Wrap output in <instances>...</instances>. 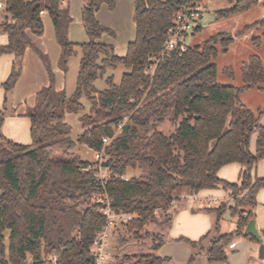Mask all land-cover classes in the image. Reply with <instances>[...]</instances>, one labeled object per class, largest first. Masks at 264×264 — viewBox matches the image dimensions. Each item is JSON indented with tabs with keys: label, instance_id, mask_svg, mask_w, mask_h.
<instances>
[{
	"label": "trees",
	"instance_id": "16d2710c",
	"mask_svg": "<svg viewBox=\"0 0 264 264\" xmlns=\"http://www.w3.org/2000/svg\"><path fill=\"white\" fill-rule=\"evenodd\" d=\"M188 1L133 0L135 39L127 45L125 56L119 57L112 46L99 43L102 35L114 33L96 20L103 5L114 8L112 0H82L81 22L88 39L84 44L68 41L72 23L68 3L6 0L5 9L0 11V34L7 37V43L0 46V56L11 54L15 60L0 86L4 92L0 111V264H94L92 244L105 217L92 197L103 191L92 170L97 162L83 161L73 154L76 144L94 154L104 152V166L110 172L105 192L112 207L136 215L115 229L123 228L136 240H150L145 252L124 255L117 264L167 263L168 259L157 252L167 241L166 231L177 211L175 206L169 213L170 208L182 194L218 186L231 192V204L202 211L216 214L214 229L228 212L236 219L235 231L212 239L205 250L202 244L209 234L197 242L175 241L195 251L188 264L202 251L210 264L227 262L226 249L235 237L245 235L244 229L255 216L256 195L264 188V179L251 175L252 168L264 159V126L258 123L264 110L257 116L241 103L244 93L264 85V62L251 56L242 64L241 87L219 84L213 63L216 45L226 48L231 39L214 36L202 46H189L181 56L164 58L151 76L148 59L160 53L167 30ZM256 3L237 0L231 9L217 15L242 13ZM42 12L48 14L54 27L61 49L58 67L64 74L80 51L70 96L65 90H56L48 59L31 40V36L43 35ZM255 26L262 28L264 37V14ZM253 42L259 46L260 38ZM26 49L44 65L48 86L37 92L34 105L21 114L30 121L31 140L29 145H21L5 138L1 127L4 119L13 115L7 104L20 77ZM118 66L126 70L119 84L107 77L106 88L97 89V81ZM225 73L233 77L231 70ZM83 100L89 104V113L80 116L82 130L73 141L64 118L66 114H81ZM253 132L257 134L254 154L249 150ZM103 139L109 140V145L105 146ZM233 163L244 167L239 184L217 176L220 168ZM129 171L139 175L124 181ZM152 225L165 231L149 234Z\"/></svg>",
	"mask_w": 264,
	"mask_h": 264
},
{
	"label": "crops",
	"instance_id": "0c3cea01",
	"mask_svg": "<svg viewBox=\"0 0 264 264\" xmlns=\"http://www.w3.org/2000/svg\"><path fill=\"white\" fill-rule=\"evenodd\" d=\"M112 1L114 3V8L110 10L106 5H103L96 13V20L103 27L110 29V27H112V25L109 24L110 20L116 16L118 17L120 12L122 15L119 14V17H122L125 26L130 29L132 35L127 37V41L122 42L120 46L117 40H113V38L109 39L104 35L101 36L99 43L112 46L116 56L124 57L127 45L135 39V25L133 21L134 4L133 0ZM81 6L82 0H70L68 2L69 14L72 18V23L68 28V41L72 44H84L88 41L82 27ZM122 10L124 13H122ZM1 20L2 18L0 17V21ZM41 20L44 28L43 35L40 37L31 36V40L35 47L50 60V67L55 75L56 90L62 91L66 89V74L58 67L61 49L56 41L51 19L46 12L41 13ZM6 43L7 37L0 34V46H4ZM77 55H79V64V50L76 53V56ZM76 56H74L72 60L75 59ZM14 60L15 58L11 54L0 56V86L8 78ZM46 86H48V75L39 57L31 49H26L21 62L20 77L9 95L7 104L13 115H8L4 119L1 127V134L5 138L21 145L30 144V121L21 116V114L24 113L27 107H32L34 105L37 92ZM3 104L4 92L0 87V111L3 108ZM250 152L252 153L251 150ZM243 169V166L233 163L220 168L217 176L219 179L228 183L239 184L240 173ZM251 175L254 178L264 179V159L252 168ZM230 194V191H226L218 186L215 189L203 190L197 193L196 195L199 197L198 202H184L177 207L172 222L166 231L167 241L157 252L159 256L168 259V262L165 264H188L190 256L195 253L188 244L177 242L175 241L176 239L184 238L191 242H197L209 234L202 244V248L205 250L209 247L212 239L223 235H230L235 231L236 219H234V223H232V229H223L221 221H224V219L221 217L218 228L214 229L215 213L202 211L214 206L218 207L220 203H228L230 205L232 201ZM254 214L253 220L255 221L258 234L264 245V188L260 189L256 195V208ZM228 230H230V232ZM243 233L245 234V229ZM232 242H235L236 246L234 249H226L227 262H216L212 264H264V257L261 258L259 254L260 244L254 237L246 234L240 235L239 237H235ZM191 264L210 263L207 262L206 256L202 251Z\"/></svg>",
	"mask_w": 264,
	"mask_h": 264
},
{
	"label": "rangeland",
	"instance_id": "374dc122",
	"mask_svg": "<svg viewBox=\"0 0 264 264\" xmlns=\"http://www.w3.org/2000/svg\"><path fill=\"white\" fill-rule=\"evenodd\" d=\"M236 1L237 0H233L232 3H229L226 0H197L202 8V16L199 22L200 29L195 31L193 35L187 39V43L189 46H202L208 39L214 36H226L230 38L231 43L226 48H224L221 43L216 45L217 56L213 60V63L215 64L217 70V82L222 85L238 88L242 86L240 71L242 64L246 62L251 56H257L264 62V37L262 36V28L255 26V24L262 18L264 14V0H256V5L252 6L245 12L228 17H218L217 12L225 9H231L235 5ZM122 13H124L123 10ZM119 14L118 17L116 16L112 20L109 19V24L112 25L110 29L114 35L111 36L104 34V36L108 37L109 39L113 38V40H117V43L120 46L122 45V42L127 41V37H130L132 33H130V29L125 26L122 17H119L122 14ZM254 38H260L259 46L254 44ZM78 59L79 55H77L76 58L71 61L68 71L66 72L65 92L67 96H70L75 89V75L78 71ZM48 62L50 65L49 59ZM226 70L232 71V78L225 73ZM125 72L126 70L122 66H118L115 70L108 71L101 79L97 81L96 88L99 90L105 89V80L107 77H112L113 83L116 85L119 84L121 76ZM241 103L246 108L251 110L255 115L259 116V112L264 110V85H262L260 88H254L244 93L241 97ZM83 104L85 109L81 114H66L64 118V122L71 128L70 138L73 141L77 140V137L82 130L81 124L79 122L80 116L89 113L88 102L83 100ZM7 110L10 112V108ZM127 121L128 119L126 118L124 122L126 123ZM258 123L260 126L264 125V113L259 116ZM256 135V132H253L250 138L249 150L252 151V154L255 153ZM71 152L79 156L83 161L95 162L94 153L89 151L83 145L76 144L71 149ZM138 175V171H129L126 177L130 178L132 176ZM184 195L188 194H182L178 202L174 204V207H179L181 203L187 202L183 199ZM222 204L229 205L228 203H220L218 207ZM174 207L170 209L169 213H172L175 210ZM214 208H217V206L208 209ZM222 217L224 219V221H221L222 228L232 229V223H234L235 218H231L228 212H226ZM216 218L217 217L215 214V221ZM114 231L115 232H113L109 242V259L107 264H117L118 260H121L124 255L145 252L150 246L149 239H133L132 236L126 233L121 227L114 229ZM162 231H165L163 227L160 228L155 225L149 226L148 228L149 234H155ZM228 231L230 232V230Z\"/></svg>",
	"mask_w": 264,
	"mask_h": 264
},
{
	"label": "built area",
	"instance_id": "2783aa9c",
	"mask_svg": "<svg viewBox=\"0 0 264 264\" xmlns=\"http://www.w3.org/2000/svg\"><path fill=\"white\" fill-rule=\"evenodd\" d=\"M61 5H65L70 0H57ZM6 6V0H0V11L4 10ZM202 16V8L197 1L189 0L186 2L177 13L173 20V24L167 30V38L164 42L160 53L151 55L148 59L147 70L151 76L158 65V63L171 54L181 56L189 47L187 39L193 35L195 29L199 26V22ZM125 123V122H124ZM119 125L118 130L124 125ZM117 130V131H118ZM115 131V133H117ZM105 146L109 145V140L103 139ZM97 165L92 168L96 173V178L99 182V186L103 193L101 195H95L92 197V202L100 206V211L105 217V223L99 230L95 240L92 244L91 255L94 260V264H107L109 259V242L113 231L117 224L129 223L136 218V215L125 214L122 211H116L105 192L106 184L109 179V168L104 166L106 157L104 152H98L94 154ZM129 178L123 177L124 181H128ZM183 199L187 202L196 203L199 201V197L196 194L184 195ZM174 205L171 207L173 208ZM170 208V209H171ZM235 242L229 244V249H234Z\"/></svg>",
	"mask_w": 264,
	"mask_h": 264
},
{
	"label": "water",
	"instance_id": "95a60500",
	"mask_svg": "<svg viewBox=\"0 0 264 264\" xmlns=\"http://www.w3.org/2000/svg\"><path fill=\"white\" fill-rule=\"evenodd\" d=\"M245 234L251 235L257 240V242L260 244L259 254H260V257L263 258L264 257V245L262 243V240L260 239V236L258 234V230L256 228V224L254 220H251L248 222L245 228Z\"/></svg>",
	"mask_w": 264,
	"mask_h": 264
}]
</instances>
